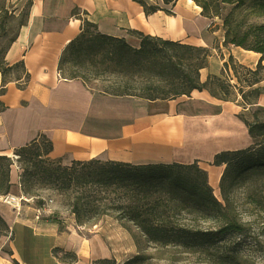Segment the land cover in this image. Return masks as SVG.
Wrapping results in <instances>:
<instances>
[{
    "label": "trees",
    "instance_id": "obj_1",
    "mask_svg": "<svg viewBox=\"0 0 264 264\" xmlns=\"http://www.w3.org/2000/svg\"><path fill=\"white\" fill-rule=\"evenodd\" d=\"M136 1L149 15L158 10L171 13L165 6L177 0ZM192 1L200 7L202 16L221 19L224 46L264 54V22L244 25L236 12L238 1L245 0ZM30 2L27 0L25 10L20 13L19 26L26 22ZM231 4L234 5L224 14L223 8ZM251 9L264 15V0H252ZM72 14L79 15L78 9H73ZM131 32L139 38L138 47L123 37L100 32L94 22L82 18L79 33L60 54L59 74L66 79L81 80L86 86L92 77L102 76L107 84L101 93L148 100L190 95L193 90H206L228 101L239 95L242 110L237 116L246 125L252 143L214 154L212 164L223 166L218 184L220 199L197 161L131 164L89 159L64 164L61 158L49 157L52 142L43 133L15 148L13 156L0 154V196L11 193V171L14 161H18L22 163V183L32 176L70 194V212L77 225L114 211L117 219L137 228L139 234L134 239L138 247L142 240L157 249L179 248L198 253L211 264H264V108H249L264 93L263 58L249 68L229 56L220 75L209 74L201 81L200 69L207 66L211 55L209 47L137 30ZM15 37L0 46V94L5 93L8 81L14 80L18 88H24L30 78L22 60L13 64L5 60ZM233 78L234 83L230 81ZM29 191V187L20 190L23 195ZM42 204L37 202L35 206ZM243 205L252 220L241 219L239 207ZM254 220L259 222L257 228L253 226ZM9 232L0 215V237ZM256 250L263 254V262L253 258L251 252ZM52 253L63 262L78 260L73 251L55 247ZM146 257L138 253L120 264H144ZM91 264L117 262L110 257L95 259Z\"/></svg>",
    "mask_w": 264,
    "mask_h": 264
},
{
    "label": "crops",
    "instance_id": "obj_2",
    "mask_svg": "<svg viewBox=\"0 0 264 264\" xmlns=\"http://www.w3.org/2000/svg\"><path fill=\"white\" fill-rule=\"evenodd\" d=\"M12 1L16 14L27 2ZM75 8L79 15L72 14ZM165 8L171 13L158 10L145 15L136 0H31L26 22L5 53L8 64L22 60L30 78L24 88L8 81L0 94V154L12 156L15 148L43 133L52 142L49 157L61 158L64 164L89 159L131 164L197 161L214 193L219 192L223 166L212 164L214 154L252 143L237 116L242 110L239 95L228 101L193 90L190 95L148 100L104 94L58 72L60 54L79 33L84 17L100 32L123 37L134 47L139 38L132 30L209 47L201 81L209 74L220 75L229 56L249 68L261 57L264 63V54L224 46L222 30H209L210 20L192 0H177ZM249 108H264V93ZM25 203L17 213L0 200V215L10 229L9 238H0V264H91L115 257L108 243L110 225H77L71 214L61 219L38 215L34 205ZM55 247L73 251L78 260L61 261L52 253Z\"/></svg>",
    "mask_w": 264,
    "mask_h": 264
},
{
    "label": "rangeland",
    "instance_id": "obj_3",
    "mask_svg": "<svg viewBox=\"0 0 264 264\" xmlns=\"http://www.w3.org/2000/svg\"><path fill=\"white\" fill-rule=\"evenodd\" d=\"M149 1L153 2V0ZM207 1L211 2V0ZM238 4H240V6L237 7L236 12L240 20L243 21L244 25L249 23L264 22V15H258L251 9L252 0H245L244 3L238 1ZM21 5V10L16 14V11H14L15 2L12 0H0V46H5L8 41L16 35L17 29L19 27L18 22L21 19L20 13L25 10L26 3L22 2ZM233 5L234 4L224 7L223 13L225 14ZM209 20L210 23L213 22L212 29L219 28L223 32L221 26L222 21L220 18L215 17ZM199 24L200 23L198 22V25ZM106 84L107 82L102 79V76L96 78L92 77L90 80H88V87L98 91H100ZM13 158L16 160L15 157ZM12 169V186L10 191L12 193H17L19 190L22 191V188L24 187L30 188L29 192H23L30 202H23V205L25 203L27 206H35L37 202H45L49 205V213L54 212V216L58 219L66 218L71 214L70 194L68 192L60 190L59 188L52 185V183L47 181H42L40 179L35 180L32 176L27 177V182L25 181V184L22 183L24 178L22 175L23 170L21 162L14 161ZM214 194L218 199H220V194L218 191H216ZM49 200L51 201L49 202ZM27 206H25L24 209H28ZM239 210L241 213V219H253L252 217L245 214V212H247L245 205L240 206ZM254 222L255 224L253 226L257 228L259 222L258 220H254ZM96 224L110 225V231L108 232V243L114 251V258L116 259L117 264L122 263L126 259L131 258L138 253L148 256L145 258L144 264H211L204 256L198 253L183 252L179 248L157 249L153 245L145 244V242L142 240L139 243L140 247H138L134 239V235L137 236L139 234L137 228L127 221L117 219V213L114 211H109L105 215L93 218L84 223V226L93 227ZM206 225L207 224H203L202 226ZM9 233L2 237L9 238ZM60 254L61 253H59V255ZM251 254H253L254 259L257 258L259 262H263V254H261L258 250L251 252Z\"/></svg>",
    "mask_w": 264,
    "mask_h": 264
},
{
    "label": "built area",
    "instance_id": "obj_4",
    "mask_svg": "<svg viewBox=\"0 0 264 264\" xmlns=\"http://www.w3.org/2000/svg\"><path fill=\"white\" fill-rule=\"evenodd\" d=\"M0 200L6 203L7 205H9L10 207H12V209L17 213L20 212L23 202H30V200L26 196H24L21 192L20 194L8 193L4 196H0ZM50 201L51 200H49V202ZM36 212L38 213V215L42 213H49L50 212L49 205L44 202L40 207H36Z\"/></svg>",
    "mask_w": 264,
    "mask_h": 264
},
{
    "label": "bare ground",
    "instance_id": "obj_5",
    "mask_svg": "<svg viewBox=\"0 0 264 264\" xmlns=\"http://www.w3.org/2000/svg\"><path fill=\"white\" fill-rule=\"evenodd\" d=\"M189 1H191V0H189ZM197 6V5H196Z\"/></svg>",
    "mask_w": 264,
    "mask_h": 264
}]
</instances>
